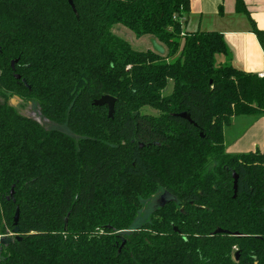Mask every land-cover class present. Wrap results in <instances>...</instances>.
<instances>
[{"label": "trees", "instance_id": "trees-1", "mask_svg": "<svg viewBox=\"0 0 264 264\" xmlns=\"http://www.w3.org/2000/svg\"><path fill=\"white\" fill-rule=\"evenodd\" d=\"M72 1L0 0V233L20 210L0 264H264V152L229 154L224 134L264 116V77L218 66L223 36L185 31L191 0ZM117 25L165 54L135 51ZM165 192L176 201L125 231Z\"/></svg>", "mask_w": 264, "mask_h": 264}, {"label": "crops", "instance_id": "crops-1", "mask_svg": "<svg viewBox=\"0 0 264 264\" xmlns=\"http://www.w3.org/2000/svg\"><path fill=\"white\" fill-rule=\"evenodd\" d=\"M243 1L248 14L236 11V0H191L187 26L192 21V32H217L223 36L228 55L219 56L218 66L264 74V49L253 32V26L264 32V0ZM237 119L232 120L231 126ZM251 126L227 152H264V116L255 119Z\"/></svg>", "mask_w": 264, "mask_h": 264}, {"label": "rangeland", "instance_id": "rangeland-1", "mask_svg": "<svg viewBox=\"0 0 264 264\" xmlns=\"http://www.w3.org/2000/svg\"><path fill=\"white\" fill-rule=\"evenodd\" d=\"M191 23L186 27H185V31L186 32H192L191 29L193 28L192 26V21H190ZM113 33L118 36L119 38L127 41L132 48L135 51L138 52H145L148 50H153L152 45H151V38L149 37H141L138 38L136 37L131 31H129L128 29L124 28L123 26L117 25L113 27ZM217 57V61H218ZM172 88L173 85L170 82L168 88L164 91V95H169L172 92ZM9 104L14 107L15 109H17V111L28 118H32L35 121H38L41 125L45 126L47 129L52 130V129H59L61 131L67 132V130L65 128H60L57 127L56 125H53L51 123H48L46 121H44L40 115L39 112L37 111L36 106L33 103H25L20 97L14 95L10 98L9 100ZM145 112L151 114V115H158L159 112L151 109V108H146L144 109ZM257 118H249V117H239L236 121V123H234L232 126H230L229 128L225 127L224 129V134L226 137V149L228 151V149H230V147H232L237 140L241 139L243 137V135L246 133L247 129L249 128L248 126L252 125V122H254V120ZM252 127V126H251ZM226 132V133H225ZM229 153V152H228ZM248 152H243V153H233L230 152L229 154H246ZM160 196H153L151 197L148 201H146L143 204V208L140 211V213L137 216V219L135 221V224L133 227L139 228L143 225H145L146 223H148L151 219V217L153 216L156 208L158 207V201H159ZM4 226V224H2V227ZM13 232L9 229H7L6 232H1L0 233V239L7 237V236H12Z\"/></svg>", "mask_w": 264, "mask_h": 264}, {"label": "water", "instance_id": "water-1", "mask_svg": "<svg viewBox=\"0 0 264 264\" xmlns=\"http://www.w3.org/2000/svg\"><path fill=\"white\" fill-rule=\"evenodd\" d=\"M71 8L73 9L74 13H76L75 10V6L73 4L72 0H68ZM151 45L153 50L160 54V55H164L165 54V50L164 48L157 43V41L155 39H151ZM17 63V61L12 62V68H14V65ZM16 79L20 80V76L16 75ZM116 102L117 100L113 97L110 96H104L101 99L95 101L94 105L96 107H103V106H107L108 107V115L110 118H113L114 113H115V106H116ZM181 118H183L184 120L191 122L190 119V115L189 113H184L182 115H180ZM234 199L237 198V194H238V176L234 175ZM10 197L13 199L14 198V187L12 188L11 192H10ZM176 201V198L174 196H172L170 193L165 192L164 194H162V196L159 198L158 201V205L163 208L168 204H171L173 202ZM19 218H20V210L17 209L16 214L14 216V226L15 228L13 229V234L12 236H7L4 238L0 239V246L3 247H9L10 244L14 243L16 240H20V230L18 227V223H19ZM218 234H223V235H232L230 232L228 231H224V230H217L213 235H218ZM232 236H238V234H233ZM124 245V244H123ZM122 245V246H123Z\"/></svg>", "mask_w": 264, "mask_h": 264}, {"label": "clouds", "instance_id": "clouds-1", "mask_svg": "<svg viewBox=\"0 0 264 264\" xmlns=\"http://www.w3.org/2000/svg\"><path fill=\"white\" fill-rule=\"evenodd\" d=\"M138 230L139 229L136 228V227H131V228L126 229L125 231H127V232H135V231H138Z\"/></svg>", "mask_w": 264, "mask_h": 264}, {"label": "built area", "instance_id": "built-area-1", "mask_svg": "<svg viewBox=\"0 0 264 264\" xmlns=\"http://www.w3.org/2000/svg\"><path fill=\"white\" fill-rule=\"evenodd\" d=\"M259 77L263 78L264 77V74H260Z\"/></svg>", "mask_w": 264, "mask_h": 264}, {"label": "flooded vegetation", "instance_id": "flooded-vegetation-1", "mask_svg": "<svg viewBox=\"0 0 264 264\" xmlns=\"http://www.w3.org/2000/svg\"><path fill=\"white\" fill-rule=\"evenodd\" d=\"M161 196H162V195H161ZM161 196H160V197H161Z\"/></svg>", "mask_w": 264, "mask_h": 264}]
</instances>
